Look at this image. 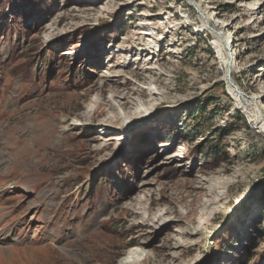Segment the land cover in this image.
Segmentation results:
<instances>
[{
	"label": "rangeland",
	"instance_id": "1",
	"mask_svg": "<svg viewBox=\"0 0 264 264\" xmlns=\"http://www.w3.org/2000/svg\"><path fill=\"white\" fill-rule=\"evenodd\" d=\"M15 1L0 0V264H115L130 249L143 264H264V133L195 14L155 0L140 26L147 0ZM205 1L264 114V0Z\"/></svg>",
	"mask_w": 264,
	"mask_h": 264
},
{
	"label": "bare ground",
	"instance_id": "2",
	"mask_svg": "<svg viewBox=\"0 0 264 264\" xmlns=\"http://www.w3.org/2000/svg\"><path fill=\"white\" fill-rule=\"evenodd\" d=\"M154 2L150 1L149 4L147 5V7H145V9L141 10L139 15L142 17V19H140L139 22L136 23V25H140V26L145 25V23L147 22L148 19H152V18H147V17H153L154 18L157 16L158 12L151 13L152 10L149 9L150 7H152L150 4H153ZM204 2L206 3L208 1L204 0ZM163 7H162V9L168 8V7H165V8H163ZM206 13L208 14L207 11H206ZM150 15H152V16H150ZM175 15H177V14H175ZM194 16H195L194 21L196 23V30L201 31V32H205L213 43L212 46L214 48V57L216 59L217 64H219L222 67L223 74L221 77H222V80H224V82H225L226 92H227L228 96L234 102L233 104L236 105V106L235 105L234 106L237 107L241 112H243L249 126L257 129L261 133H264V114H262V112L260 111V106L258 105V100L261 98L262 95H251V94L243 93V91L240 89V87L237 85V83L234 82L233 73L231 71L232 55L233 54L228 52V51L226 52L227 35H225L222 31L219 30L220 24L212 18L214 16L211 15L210 17L208 16L206 18L203 15H198V14H195ZM254 80H255V78H253L252 82ZM123 104L124 103L122 102V104L119 103L118 105L122 106ZM83 115H86V114L83 113ZM70 125L71 124L68 123L66 118H64V117L59 122L60 130L63 132L68 131L70 128ZM208 190H209V193L207 194L208 198L205 199L204 201H202V205H204V206H207L208 204L210 205V203H212L213 199L215 201V199L218 197V194L213 193L212 187H209ZM211 209L212 208H210V210ZM165 213H166V210L163 211L161 216H163ZM158 219H160V218H158ZM121 257L122 258L119 261L117 260V263H115V264H143L148 259V257L146 256L144 251H141V253L138 256V251L134 250V249H130V250L126 251L125 254L122 255ZM140 257H142V258H140Z\"/></svg>",
	"mask_w": 264,
	"mask_h": 264
},
{
	"label": "trees",
	"instance_id": "3",
	"mask_svg": "<svg viewBox=\"0 0 264 264\" xmlns=\"http://www.w3.org/2000/svg\"><path fill=\"white\" fill-rule=\"evenodd\" d=\"M30 0H18V1H15L14 2V6L15 8H18L19 7H24L25 5H27L29 3ZM196 114L194 116H191L189 117V119L191 120V123H192V126H186L184 127V134H185V137L187 139H189L190 141L191 140H194V132L196 130V127L197 126H201V125H204L206 123V120H205V116H204V112H201V110H197L196 109ZM198 113V114H197ZM210 142V141H209ZM206 149L209 148V156L210 157H214L217 156V153L213 150V147H209V146H206L205 147ZM263 210H264V207H263Z\"/></svg>",
	"mask_w": 264,
	"mask_h": 264
}]
</instances>
